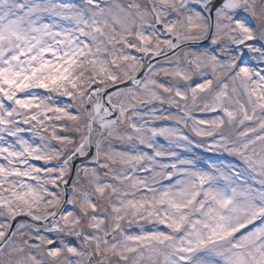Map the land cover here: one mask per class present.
Here are the masks:
<instances>
[{"label":"snow or ice","instance_id":"1","mask_svg":"<svg viewBox=\"0 0 264 264\" xmlns=\"http://www.w3.org/2000/svg\"><path fill=\"white\" fill-rule=\"evenodd\" d=\"M0 264H264V0H0Z\"/></svg>","mask_w":264,"mask_h":264}]
</instances>
